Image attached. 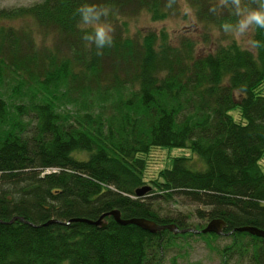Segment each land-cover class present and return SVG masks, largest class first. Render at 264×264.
<instances>
[{
    "label": "trees",
    "instance_id": "trees-1",
    "mask_svg": "<svg viewBox=\"0 0 264 264\" xmlns=\"http://www.w3.org/2000/svg\"><path fill=\"white\" fill-rule=\"evenodd\" d=\"M181 0H39L0 6V264H162L176 239L226 235L219 264H264V29L236 38L250 0H185L207 51L166 30L130 35L124 18L177 14ZM108 7L113 45L97 55L77 9ZM252 7H257L251 4ZM16 20L53 33L40 47ZM227 25V28L224 26ZM205 44H203V47ZM233 113H236L235 117ZM189 149L146 185L153 149ZM171 203L192 213L165 210ZM123 219L179 228L221 219L224 232L150 233ZM13 217V222L8 223ZM22 217L24 221L20 220ZM57 221L44 225L48 220ZM172 264H176L172 258Z\"/></svg>",
    "mask_w": 264,
    "mask_h": 264
},
{
    "label": "rangeland",
    "instance_id": "rangeland-1",
    "mask_svg": "<svg viewBox=\"0 0 264 264\" xmlns=\"http://www.w3.org/2000/svg\"><path fill=\"white\" fill-rule=\"evenodd\" d=\"M35 1L39 0H0V6H20V5H29ZM181 7L177 14H174L165 20L153 21L150 19L149 15L145 12H141L137 15H132L125 17L127 20V29L130 35H135L138 31L145 32L147 30H154L156 32L164 29L170 35L174 42H177L179 38L183 36L190 37L195 40L198 45V52L207 51L209 46L208 42H204L207 39L206 30L202 27V24L197 22V19L192 11V8L185 0H181ZM112 25V22L106 20ZM12 24L23 26L27 29L31 36L34 38L35 42L40 47L52 48L55 42L53 33H45L38 29L30 21L16 20ZM251 32V28L244 31L243 33L238 31L236 32V38L243 45H248V37ZM203 44L205 46L203 47ZM236 117L237 114L233 113ZM189 149L184 148H162V149H153L149 157V165L145 173L146 185L152 186L150 183L151 179L157 177L159 170H161L166 165L169 166L171 157L189 154ZM262 169L264 171V156L260 161ZM165 210H171L173 212H183V213H192L196 207L193 204L181 205L176 203H171L165 205ZM191 224H206L204 221H200L194 215L189 219ZM230 242V238L226 235L221 236L214 242H209L208 239H204L200 236H189L186 238H178L175 241V244L172 245L169 250L165 253L163 257L162 264H172V258H175L176 264H219L220 262V248L225 244ZM230 264H249L247 258H244L240 261L231 262Z\"/></svg>",
    "mask_w": 264,
    "mask_h": 264
},
{
    "label": "clouds",
    "instance_id": "clouds-1",
    "mask_svg": "<svg viewBox=\"0 0 264 264\" xmlns=\"http://www.w3.org/2000/svg\"><path fill=\"white\" fill-rule=\"evenodd\" d=\"M227 3V0H223ZM232 2L239 6L241 0H232ZM251 4L257 5L252 7ZM246 12H242V19L239 21V31L244 32L249 28H261L264 29V0H250V4L245 6ZM82 16V24L77 25L78 28L90 27L94 34L85 36L88 41H94L97 46V55H102V50L113 45L114 37L113 26L101 17L107 18L110 14V9L105 7L100 11H97V5L84 4L77 9ZM227 28V25L224 26Z\"/></svg>",
    "mask_w": 264,
    "mask_h": 264
},
{
    "label": "water",
    "instance_id": "water-1",
    "mask_svg": "<svg viewBox=\"0 0 264 264\" xmlns=\"http://www.w3.org/2000/svg\"><path fill=\"white\" fill-rule=\"evenodd\" d=\"M148 190H149V186H143V187L137 188V189H135V195L142 196ZM105 215H111L114 218V220L120 225L134 224V225H136V226H138V227L142 228L143 230H146L150 233H155V232L163 230V229H167L173 233H180V234L186 233V232L195 233V234H198V233H203V234L204 233H215L217 235L231 234L232 233V231H229L227 233L223 231V228L225 227V222L221 219L210 220L206 223V225L203 228H200V229H197L194 227L179 228L176 224H157L156 222H154L152 220H147L144 218L123 219L120 217V214L117 210H112L106 214L101 215L96 221L88 220L85 218H74L70 221H81V222H86L89 224L103 226L104 225L103 217ZM15 219H17V217L11 218L8 223L13 222ZM19 219L24 221L22 217H19ZM55 222L63 223V222L57 221L55 219H51V220H48L47 222H45L44 225H48L50 223H55ZM236 231L247 232L251 235H255L258 237H264V231L261 229H258L256 227L243 226V227L236 228Z\"/></svg>",
    "mask_w": 264,
    "mask_h": 264
}]
</instances>
